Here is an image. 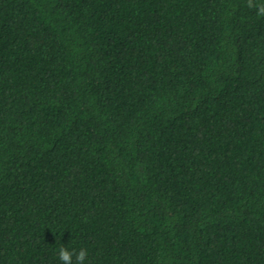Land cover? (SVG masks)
<instances>
[{
  "label": "trees",
  "instance_id": "obj_1",
  "mask_svg": "<svg viewBox=\"0 0 264 264\" xmlns=\"http://www.w3.org/2000/svg\"><path fill=\"white\" fill-rule=\"evenodd\" d=\"M62 245L85 264H264L247 0H0V264H61Z\"/></svg>",
  "mask_w": 264,
  "mask_h": 264
},
{
  "label": "clouds",
  "instance_id": "obj_2",
  "mask_svg": "<svg viewBox=\"0 0 264 264\" xmlns=\"http://www.w3.org/2000/svg\"><path fill=\"white\" fill-rule=\"evenodd\" d=\"M247 6L255 10L258 16L264 17V3L259 2V0H247ZM58 258L61 264H85L88 258V251L84 248L79 251L75 249L69 250L68 247L62 245L58 249Z\"/></svg>",
  "mask_w": 264,
  "mask_h": 264
}]
</instances>
